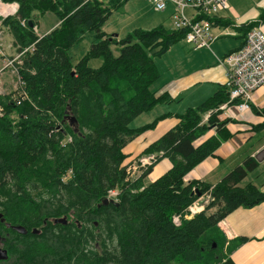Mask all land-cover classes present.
I'll use <instances>...</instances> for the list:
<instances>
[{
  "label": "trees",
  "instance_id": "obj_1",
  "mask_svg": "<svg viewBox=\"0 0 264 264\" xmlns=\"http://www.w3.org/2000/svg\"><path fill=\"white\" fill-rule=\"evenodd\" d=\"M1 1L19 6L15 17L2 22V30L18 52L32 45L34 50L19 67L20 94L0 95V249L8 253L0 264H234L229 256L247 239L228 241L218 225L239 208L264 203L261 188L245 182L258 162L246 159L214 186L185 182L231 138V121L219 118L220 107L230 102L225 86L175 116L179 123L138 156L155 155L156 163L127 180L125 148L172 117L131 127L141 115L175 101L152 88L162 77L156 61L186 32L159 26L135 29L122 39L106 33L103 27L113 12L130 0ZM47 13L59 25L40 37L34 28ZM203 19L231 26L218 17L197 20ZM262 23L264 12L239 27L241 47ZM91 33L95 43L74 63L70 50ZM94 60L101 65L91 67ZM257 114L264 117V111ZM70 118L77 120L78 132ZM211 130L216 134L196 146ZM262 130L264 123L255 129ZM68 136L71 142L65 141ZM162 159L172 168L147 182ZM209 190L214 201L193 219H184L198 195ZM110 191L118 193V206L102 204ZM174 216H181L179 227ZM64 217L66 226L53 224ZM6 224L28 233L20 235ZM35 229L40 235L32 233Z\"/></svg>",
  "mask_w": 264,
  "mask_h": 264
},
{
  "label": "crops",
  "instance_id": "obj_2",
  "mask_svg": "<svg viewBox=\"0 0 264 264\" xmlns=\"http://www.w3.org/2000/svg\"><path fill=\"white\" fill-rule=\"evenodd\" d=\"M147 1V4H152L150 0ZM231 6L232 9L230 8L227 13L219 17L223 21L231 23V26H214L212 32L217 39L211 45V50L198 49L182 41L168 52L173 53L175 49L174 58L179 57V59H175L176 62L173 65L164 70L163 57L156 61L162 77L152 88L158 96L167 93L175 101L172 104L159 105L160 107L156 109L152 119L154 121L156 118L168 114L172 117L160 121L154 130L142 134L130 143L124 150V153L129 156L125 164L133 162L150 144L158 141L173 129L179 123L175 116L182 115L188 109L201 105L225 85L227 82L226 70L217 63L216 58H223L241 48L243 41L239 39L240 35L237 30L240 26L256 20L250 19L247 14H243L235 6ZM144 11L143 9L139 13V17H143L141 19L143 26L147 22L152 29L159 26L171 29L172 15L175 12L172 3H168L163 12L153 9L152 17H148ZM149 13L151 14V12ZM155 13L158 15L156 16ZM186 14L192 18L195 16V11L188 9ZM263 25L264 23L260 25L261 29ZM141 29L145 28L141 27ZM133 30L135 29H131L130 33ZM119 39L122 38L119 36ZM250 105V110L245 112H240L235 107L222 109L219 118L221 121H231L227 125L231 138L222 143L214 157L207 158L194 168L185 177V182L196 181L214 186L233 169L241 166L246 159L253 158L257 161L256 156L264 150V130L255 131L264 123V117L257 114L264 111V85L253 94ZM215 134V130L209 131L204 138L197 141L196 146ZM171 168V162L168 159H162L153 168L147 182L156 181ZM245 182L255 184L264 192V161L258 162L257 169L246 178ZM218 227L228 241L239 238L247 239L229 256L234 264H264V203L251 209H237L222 220Z\"/></svg>",
  "mask_w": 264,
  "mask_h": 264
},
{
  "label": "built area",
  "instance_id": "obj_3",
  "mask_svg": "<svg viewBox=\"0 0 264 264\" xmlns=\"http://www.w3.org/2000/svg\"><path fill=\"white\" fill-rule=\"evenodd\" d=\"M158 11H163L168 2H172L176 11L172 19V27L175 31H185V41L197 48L210 49L211 44L216 40L212 34V24L208 20L196 21V18L186 16V9H194L197 15L217 16L229 10L227 0H151ZM16 4H5L0 1V18H7L17 13ZM25 23L22 26L25 27ZM33 50V46L31 47ZM21 53L14 60L7 62V67L15 68L14 64L27 52ZM0 54H3L2 33L0 32ZM218 62L226 70V86L230 91V100L239 99L241 104L237 109L240 112L249 110V103L253 93L264 85V33L259 27L250 30L244 47L218 59ZM3 116V109L0 108V117ZM71 141V139H69ZM155 158L148 156L142 158L138 164H133L128 169L129 176L134 175L140 168L150 166ZM109 198L116 199V191L109 192ZM214 201L211 192H206L198 198L186 211L185 218L191 219L202 212L206 206ZM175 226H180V217L173 218Z\"/></svg>",
  "mask_w": 264,
  "mask_h": 264
},
{
  "label": "rangeland",
  "instance_id": "obj_4",
  "mask_svg": "<svg viewBox=\"0 0 264 264\" xmlns=\"http://www.w3.org/2000/svg\"><path fill=\"white\" fill-rule=\"evenodd\" d=\"M230 4V8L235 6L241 13H245L248 15L250 19H256L261 16L264 12V0H228ZM147 0H130L124 5L122 9L118 11H114L110 19L104 25L103 30L111 35H117L121 38H124L128 33H130L131 29H137L144 27L145 29H152L148 26L147 22L146 25L143 26L141 19L142 16L139 17V13L141 10H145L144 14L148 17L153 16V9L155 6L153 4H147ZM153 5V6H152ZM151 12V14L149 13ZM156 16L158 13H155ZM146 20V19H144ZM58 26L57 18L47 13L42 18L39 19V27H38V34L40 36L47 35L54 27ZM262 31L264 32V25L262 26ZM94 33L87 35L84 40L76 45L74 48L70 50V57L72 58L74 63H77L81 60L90 50L91 45L95 43ZM178 45V44H177ZM4 54L9 58H12L16 54V49H14V43H12V37L6 33H4ZM12 46V47H11ZM176 46V45H175ZM174 46V47H175ZM117 52V50H115ZM117 55V53H115ZM175 49L173 53H168L162 58L163 62V69H167L173 63H175V59H179V57H175ZM101 65V60H94L90 62V66L93 68H97ZM16 66H18L16 64ZM0 91L1 93H15V90L19 88V79L17 72H13V70H8L5 68V63L0 59ZM18 92V91H17ZM160 107H155L153 113H145V117H140L137 121L132 122V128H138L142 125L148 124L153 121L152 116H154L156 109ZM151 111V112H152ZM151 114V115H147ZM152 119V120H150Z\"/></svg>",
  "mask_w": 264,
  "mask_h": 264
},
{
  "label": "water",
  "instance_id": "obj_5",
  "mask_svg": "<svg viewBox=\"0 0 264 264\" xmlns=\"http://www.w3.org/2000/svg\"><path fill=\"white\" fill-rule=\"evenodd\" d=\"M29 26L32 28L33 27V24L31 22H29ZM71 126L74 128L75 132H78V122L75 118H70L68 119ZM256 159L258 162H262L264 161V150L263 152H261V154H258L256 156ZM200 195H198L199 197ZM103 205H109V204H113L115 206H118L119 203L117 202H114V201H110V200H104V202L102 203ZM2 218V215H0V219ZM2 223H4V219L1 220ZM53 224H61L63 226H66L68 221H67V217H64V218H61V219H55L52 221ZM7 228H12V230L16 231L18 234L20 235H26L28 233V231L22 227V226H14V227H11V225L9 224H6ZM33 234L35 235H40V231L38 230H33L32 232ZM216 245H214V248H215ZM8 259V253H7V250H3V249H0V260H3V261H6Z\"/></svg>",
  "mask_w": 264,
  "mask_h": 264
},
{
  "label": "bare ground",
  "instance_id": "obj_6",
  "mask_svg": "<svg viewBox=\"0 0 264 264\" xmlns=\"http://www.w3.org/2000/svg\"><path fill=\"white\" fill-rule=\"evenodd\" d=\"M19 44V43H18ZM165 119V118H164ZM108 195H109V193H108ZM85 225H87V224H85Z\"/></svg>",
  "mask_w": 264,
  "mask_h": 264
}]
</instances>
